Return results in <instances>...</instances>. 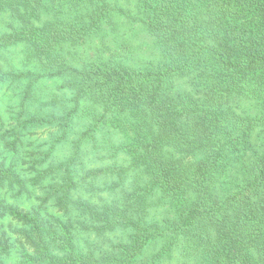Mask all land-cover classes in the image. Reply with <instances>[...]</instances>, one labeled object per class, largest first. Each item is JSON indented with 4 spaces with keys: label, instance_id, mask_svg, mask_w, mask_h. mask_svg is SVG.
Segmentation results:
<instances>
[{
    "label": "trees",
    "instance_id": "obj_1",
    "mask_svg": "<svg viewBox=\"0 0 264 264\" xmlns=\"http://www.w3.org/2000/svg\"><path fill=\"white\" fill-rule=\"evenodd\" d=\"M10 2L0 0L16 24L9 43H28L42 68L41 42L98 31L111 11L147 29L160 61L86 63L61 75L72 109L25 110V123L62 139L74 118L84 130L58 167L50 153L20 161V133L5 145L0 217L12 235L0 226V264L12 251L10 264H264V0H135L133 13L111 0ZM74 8L85 13L61 28L35 17ZM34 187L37 207L6 197Z\"/></svg>",
    "mask_w": 264,
    "mask_h": 264
},
{
    "label": "rangeland",
    "instance_id": "obj_2",
    "mask_svg": "<svg viewBox=\"0 0 264 264\" xmlns=\"http://www.w3.org/2000/svg\"><path fill=\"white\" fill-rule=\"evenodd\" d=\"M12 0H7V5H10ZM15 1V0H13ZM116 5L135 12L133 5L135 0H111ZM14 3V2H13ZM40 22L45 23L58 18L61 27H64L69 21H74L80 15H83L84 10L66 9L59 12H49L48 10H39ZM57 13V14H54ZM40 22H36L38 25ZM16 26L13 20L6 11L0 10V161L8 152V147L5 145L11 144L16 134H22V147L19 157H23V162L35 161L36 155L38 160H42L43 156L51 154V159L48 164H54L58 167L67 155L69 156L72 150L71 141L84 130V122L78 119H73L72 131L69 138L62 139L61 130L52 127L51 125L27 124L29 113L25 110H44L52 108L53 102L58 111V103L62 106L61 110H69L73 108V103L70 100V91L62 87L65 74L78 72L82 65L94 62L100 59H106L110 55H114V59L122 64L135 67L137 69H148L158 65L160 61L156 48L153 46V38L147 29L137 21H131L125 16L113 11L107 14L103 20L102 26L98 31L92 32L90 24L87 31L89 34L81 37L78 33H73L78 36H71L70 40H62L60 43H50V40L41 42L45 51L40 54L39 60L45 65H36L32 61L28 43L18 40L16 43H9V36L15 34L12 27ZM67 28V27H66ZM66 37V36H65ZM31 60V61H30ZM64 74L65 76H61ZM11 75L19 78L12 79ZM32 86L30 93L25 94V90ZM32 112V111H31ZM239 112L245 115L254 114V110L248 102H242ZM18 113H21L18 115ZM16 117L19 121H16ZM119 140V138L117 139ZM116 140V142H118ZM101 148V146H100ZM39 154V156L37 155ZM12 156L8 153L7 156ZM106 158V155H100V159ZM121 160L122 156L119 155ZM196 160L195 157L189 156L184 162ZM88 162L89 168L92 167ZM107 164L106 160L97 162L95 167H103ZM24 165L23 167H27ZM94 166V165H93ZM30 195L19 196L15 201L6 195L10 202L17 204L20 208L30 209L37 207L42 203L41 199L44 196L39 188L30 189ZM6 193L5 187H0V194ZM43 204V203H42ZM48 213H53L54 210L45 204ZM1 230L12 235L8 229V218L0 217ZM17 255L12 251L5 263L10 264L15 262Z\"/></svg>",
    "mask_w": 264,
    "mask_h": 264
}]
</instances>
